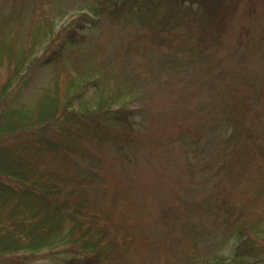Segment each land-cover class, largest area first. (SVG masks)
Returning <instances> with one entry per match:
<instances>
[{
  "label": "rangeland",
  "instance_id": "obj_1",
  "mask_svg": "<svg viewBox=\"0 0 264 264\" xmlns=\"http://www.w3.org/2000/svg\"><path fill=\"white\" fill-rule=\"evenodd\" d=\"M90 2L0 0L13 54L31 47L36 29L52 33L34 47H66L28 76L19 101L36 106L56 76L67 107L71 79L90 73L98 85L71 107L107 99L126 117L107 122L105 141L93 128L78 145L98 162L88 163L89 197L109 228L111 264L230 254L228 232L264 213V0H159L147 27L125 11L96 16ZM12 70L0 67L5 77ZM46 253L34 264L49 263Z\"/></svg>",
  "mask_w": 264,
  "mask_h": 264
},
{
  "label": "trees",
  "instance_id": "obj_2",
  "mask_svg": "<svg viewBox=\"0 0 264 264\" xmlns=\"http://www.w3.org/2000/svg\"><path fill=\"white\" fill-rule=\"evenodd\" d=\"M91 2L96 16L125 11L123 16L144 27L157 24L154 14L159 0ZM51 33L36 29L30 33L31 47H19L15 54L6 43L11 37L0 36V67L6 62L14 65L6 77L0 71V264H34L36 254L43 250L50 261L47 264H111L106 255L110 243L105 242L109 228L99 225L96 204L89 197V177L96 171L88 163L98 162L95 153L78 145L87 131L93 137V128H98L105 141L107 122L127 119L107 99L102 100L106 105L100 99L94 105L71 107L72 102L84 101L90 85H96L90 73L71 79L67 107L57 103L56 76L33 109L19 101L28 76L39 67L55 64L66 48L34 47ZM53 69L57 75V68ZM113 140L130 143L119 135ZM245 221L228 232L230 254L214 253L207 256L206 264L264 263V213ZM192 230L198 231L197 227Z\"/></svg>",
  "mask_w": 264,
  "mask_h": 264
}]
</instances>
